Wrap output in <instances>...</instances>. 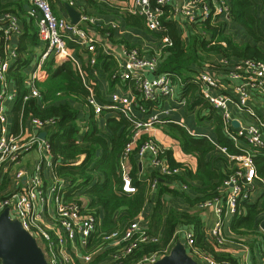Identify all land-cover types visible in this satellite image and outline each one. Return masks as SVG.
Returning a JSON list of instances; mask_svg holds the SVG:
<instances>
[{"label":"built area","instance_id":"1","mask_svg":"<svg viewBox=\"0 0 264 264\" xmlns=\"http://www.w3.org/2000/svg\"><path fill=\"white\" fill-rule=\"evenodd\" d=\"M127 10L144 18L149 30L159 33L165 30L163 18L167 12L174 19L178 20L180 17L185 19L183 27L186 24L203 22L225 27L228 20L231 21L233 12L229 0H134ZM27 15L37 21L39 37L47 43V48L40 55L36 69L31 74L23 76L26 89L23 101L41 97L37 84L48 77L45 68L48 59L72 60L82 74L89 91L87 103L95 114L100 116L105 109H109L132 123L130 140L119 159L122 192L135 194L138 191L131 175L134 153L140 169H143L144 161L149 158L151 167L160 175L179 174L182 169L171 168L162 156L169 147L156 140L154 131L159 125L166 123L182 125L181 121L172 119L171 115L177 109L173 103L178 106L186 105L184 98H179L178 94V88L182 89L186 81L176 73L160 70L161 53L145 57L136 48L127 51L119 64L120 68L113 72L112 77L130 82L132 86L126 94L112 92L109 101L103 104L98 99L96 82L90 80L74 50L67 46V42L72 41L86 48L90 53L89 62L95 66L98 61V39L79 23L73 24L70 20L56 15L50 0H29ZM86 20L91 19L82 15L81 21ZM20 31L18 14L13 12L0 14V171L8 165L20 164L23 155L33 149L40 152L41 160L45 164L53 165L47 136L42 139L39 133L51 126L54 120L29 117L37 130L31 135H26L23 130L10 132L6 123L7 105L16 101L19 95L11 72L16 68L18 59L12 40ZM201 34L206 38L205 30ZM162 42L164 46L173 45L168 35L162 37ZM222 44L226 45L225 42ZM219 66V70L200 71L194 81L199 86L201 96L222 112L225 130L239 149L238 153H230L227 147L216 143L218 149L229 160L231 164L229 168L232 171L221 185L224 195L206 199L197 205L200 210L211 209L222 216L224 213L238 214L241 202L252 198L257 182L264 187V176L258 173L255 162L257 152L264 149V117H260L251 104L253 93L264 95V62L252 59L232 61L224 57L220 60ZM223 75L229 81H236L233 84L234 94L222 91L225 87ZM233 108L246 113L252 121L241 124L233 116ZM234 120L239 122L238 127H234ZM41 169L42 165H37L32 172L25 168H17L14 171L19 186L10 190L0 202V214L6 208L9 209L11 219L18 220L37 240L47 264H89L97 254L103 253L106 249L110 250V258L106 264H126L143 243L159 241V236L150 233L148 217L142 212L132 219L118 222V225L110 230H103V223L96 207H92L89 200L65 198L68 185L65 178L54 174L53 186L48 194ZM158 181L157 178L148 179L150 193L157 190ZM180 183L181 190L189 188L187 183ZM179 232L185 239L188 254L200 264H253L247 256L240 263L219 260L196 244L194 230L191 227H182ZM93 239H98L100 244L90 250V242ZM209 239L218 246L226 244L222 219L210 230ZM174 245L175 243L169 244L165 249L146 253L129 264L155 263L170 254ZM261 250L264 264V244L261 245Z\"/></svg>","mask_w":264,"mask_h":264},{"label":"trees","instance_id":"2","mask_svg":"<svg viewBox=\"0 0 264 264\" xmlns=\"http://www.w3.org/2000/svg\"><path fill=\"white\" fill-rule=\"evenodd\" d=\"M23 1L0 0V14L13 12L19 15V11L23 7ZM229 1L233 11L231 20L243 25L256 39H262L263 37L258 35L260 33L256 29H261L259 11L264 13V0ZM163 25L165 30L162 34L168 35L172 39L173 45L167 48L165 52L167 56L161 63L160 70L183 76L186 83L182 90H185L188 94L193 93V95L201 97L199 86L194 81V78L204 65V54L207 52L216 51L223 53L224 55H221L224 57L228 56L227 58L229 59H231L229 56H234L239 58V60L252 59L264 62V48L259 45L248 43L242 46H234L231 40L226 39L227 47L217 44V42L209 46L210 42L201 33L197 32L191 34L189 41L186 42L176 21L165 19L163 20ZM215 27L212 26L210 29L220 32L219 30L224 28L221 26ZM38 35L39 29L36 31L35 40L36 38L38 39ZM67 46L69 49L78 52L79 55L87 52L86 48L72 41H68ZM98 57L97 66L104 58L102 55ZM218 67L220 66L218 65ZM45 68L48 72V77L45 81L37 84L41 97L32 98L26 102L23 101V95L26 92L23 85L24 77L18 68H14L11 72L19 92L14 108V122L18 124L20 119L25 120L29 117L54 120V123L44 131L47 132V141L51 148L55 167L54 171L59 177H63L68 181L65 198L68 200L79 199L81 195L89 197V203L92 207H96L97 213H101L100 208L103 209L104 224L102 229L110 230L116 227L118 222L137 216L148 200V180H142L138 174L139 168L135 153L132 155L133 167L131 175L138 191L135 194L122 192L119 159L123 154L125 145L130 140L132 123L123 116L119 118L109 116L106 121V127L103 128L100 125L95 111L87 103L89 91L74 61L65 60L58 62L56 59L50 58L45 62ZM82 69L88 74L89 78L94 71L90 62L88 65L82 63ZM91 81L93 82V80ZM97 87L95 85L98 91ZM85 106L90 109L89 117L87 122L82 123V108ZM214 119L218 125L217 130L220 133V144L227 147L230 153H238L231 140L222 134V128L225 125L221 114L215 113ZM167 127L169 134L179 141L183 151L197 157L198 168L196 172H193L187 164L176 161L171 150H167L162 154L171 168L182 170L175 175H160L158 171L153 170L148 178H157L159 180L160 189L157 203L150 217L149 228L150 233L153 235L159 236L160 234L159 241L143 243L127 260L126 264L137 260L146 253L165 249L170 244L180 225H192L196 244L217 259L235 261L229 253L217 252L213 242L205 236L202 217L198 212L177 210L175 208L170 209L167 213L162 211L161 197L166 193L174 196H183L187 201L192 202L193 205L197 202L198 205L201 201L219 196L218 188H220L224 179L228 177V173L232 171L228 165L223 172L215 166L214 160L224 159L226 163L229 160L207 138L193 136L185 127L175 123H169ZM212 152H215L217 157L212 158ZM255 162L258 171L264 175V149H260L257 152ZM186 177L202 183V186L198 188L203 193L202 196L192 200L184 191L169 186L165 181L169 179L188 183ZM162 179H164V182ZM6 183L7 180H4L0 189ZM7 194L8 192L0 193V202ZM247 208L248 214L243 217L242 224L252 230L256 227L257 219H260V214L264 211V201L260 208L257 204H247ZM99 244L100 241L98 239H93L90 242V250L95 249ZM101 254L103 253L97 254L89 264H98Z\"/></svg>","mask_w":264,"mask_h":264},{"label":"crops","instance_id":"3","mask_svg":"<svg viewBox=\"0 0 264 264\" xmlns=\"http://www.w3.org/2000/svg\"><path fill=\"white\" fill-rule=\"evenodd\" d=\"M50 1L54 13L59 17H64L70 20L69 11L67 8L68 4L80 10L82 12V15L88 16L91 20L94 19V21H80L79 24H83L81 27L86 29L88 32H90V34H93L98 39V56L102 55L104 57L100 61L99 66H97L99 62L98 57L97 64L93 66L94 71L91 73L90 76L91 80L95 81L96 85L98 86V91L96 90L98 94V99L103 104H106L109 101L112 92L117 91L126 94L132 86V83L130 82H124L121 79H114L112 77L113 72L120 68L119 64L125 58L127 51L132 48H136L139 50L140 54L145 57H152L156 53L160 52L161 63L167 56L165 52L170 46L163 45L162 37L164 35L162 33L153 32L149 30L144 18L130 13L127 10V8H129L133 4L134 0H106L104 2H99L97 0ZM28 7L29 0H24L23 7L19 11L21 31L20 33L14 35L12 40V46L14 49L17 50L18 53V59L16 61L17 64L15 69L18 68L23 76L31 74L36 69L40 55L47 48V43L43 41L39 37V35L38 39L36 38L37 42L35 40L38 25L35 19L28 17ZM259 16L261 17V29L256 30L258 33H260L258 35L263 37L262 39H256L254 35L249 32L248 29H246L243 25H241L235 20H228L225 27L223 26L224 28L219 30L220 32H216L215 29H210L212 28V26L208 22L193 25L186 24V26L183 27L182 23H184L186 20L181 17L178 20L174 19L168 14V12L164 16L163 20L166 19L176 21L182 33V37L185 38L186 42L189 41L191 34H194L196 32L201 33L203 32V30H205V32L207 33L205 39L210 42L209 46L214 45L217 42V44H221L224 47H227L228 43L226 39H229L231 40L234 46H242L250 43L252 45H259L264 48V13L259 11ZM211 41H214L215 43H211ZM222 42H225L226 45L222 44ZM74 54L81 62V65L82 63H85L87 65L89 64L90 54L88 52H85L83 54L81 53V55H79L78 52L74 50ZM221 54L223 53H219L216 51L205 53V61L203 62L204 65L202 66V68H200L199 71H202L204 69L219 70L218 65L220 63V60L224 58V56H222ZM229 57L231 58V60L233 59L232 61L239 60V58L234 56ZM57 61L60 62V60ZM223 80L225 83V87L222 88V91L226 94H234L233 84L236 83V81H229L224 77V75ZM178 92L179 98H184L186 105L178 106L176 103H173L174 105H176L177 109L172 112L171 118L182 122V125L178 123L175 124L183 126L188 131L193 132L194 135L190 132V134L193 136L207 138L215 146L216 143L220 144V133L217 130L218 125L214 119V116L215 113H218L221 114L223 118L222 112L213 107L211 104H209L208 101L205 100V98H203L202 96H195L193 95V93L188 94L187 92H185V90H182L181 88H178ZM16 102L17 100L14 102H10L7 105L8 111L6 123L8 125V131L18 132L20 130H23L26 135H31L35 133L37 130L33 127L29 118L25 120L20 119L19 123L15 124L14 108ZM11 104L12 110L11 112H9V105ZM251 104L254 106L257 114L260 117H264V95H261L257 92L253 93ZM89 110L90 109L88 108V106L82 108V123L87 122V119L89 117ZM102 113L103 114L101 116L96 117L103 128L106 127V121L109 116H116L119 118V116H117L115 112L109 109H105ZM232 113L233 116L236 117L243 125L248 124L252 121V119H250V117L246 113L241 112L236 108H233ZM198 120H201V122H198ZM234 121H236L239 126V122L237 120ZM167 124L169 123H166L161 126L159 125L154 131V137L157 141L169 147V150L172 151L173 158L176 161L187 164L193 172H196L198 168L197 157L183 151L179 141L169 134ZM238 126L234 125V127ZM222 129V134H224L227 138L231 140L234 147L239 152L238 147L235 145L231 137L227 134L225 126ZM242 143L245 144V142L243 141ZM211 156L212 158L217 157L215 152H212ZM51 160H53V157ZM214 164L222 172L225 171L227 165L229 167L231 166L229 161L228 163H226L224 159L214 160ZM37 165H42L41 175L44 182V186L47 189V193L49 194L50 188L53 186V176L54 174H56V172L54 171L55 167L54 164L52 166L45 164L41 160L40 152L35 149L25 153L20 161V164L13 166L8 165L5 167V169L0 171V186H3L2 183L4 182V180H7L6 185L4 184L5 186L0 189V193H7L10 190L19 186V183L15 180L14 177V171L17 168H25L28 171L32 172ZM137 165L139 168V172L140 170H142L141 174L138 173L140 178H142V180L144 181H147L153 171V168L150 165L149 158L144 161L143 169H140L139 163ZM258 173L262 175L259 171ZM101 179H103V177H101ZM162 181L164 182V179H162ZM165 181L167 182V184H169V186L176 187L180 191H184L192 200L196 197H200L203 195V193L198 190V188L202 186V183L198 180H193L190 177H186V181H188L187 184L189 185V188L187 190H181V183L179 181H171L169 179ZM23 184L24 183H22V185ZM159 189L160 187L158 185L157 190L154 191V193H150L149 186L147 183L148 200L144 205L143 209L140 211V213L142 212L148 217L147 224L149 228L150 217L157 203ZM218 190L219 195H224L221 186L220 188H218ZM80 198H87L88 200L90 199L85 195H81ZM263 201L264 187L260 182L256 183V190L254 191L252 198L247 201L241 202L240 211L236 215L224 213L222 216H220L217 215L216 212L211 209L206 211L200 210L197 207L198 202L193 205L192 202L187 201L186 198L183 196H174L169 193H166L161 197V203L163 207L162 211L164 213H167L172 208H175L177 210L198 212L202 217L205 236L208 238L210 230L217 224L218 221L222 219L224 234L227 238V241L224 246H218L213 243L217 252L229 253L232 258L235 259V261H233L235 263L242 262L247 256L249 261L253 264L263 263V253L261 250V245L264 244V229L262 228L261 224L264 221V211L260 214V219H257L256 227L252 230L243 226L242 221L243 217L247 216L248 214L247 204H257L260 208L263 204ZM100 212L101 213H98V215L102 223L104 224V213L102 208H100ZM186 226L191 227L194 230V227L192 225L178 226L175 232L176 234H174L170 244L175 243L176 245L178 241L184 239L182 233H180L179 230L182 227ZM100 256L101 259L99 260L98 264L108 263L110 258V250L106 249L105 252H103V254H101Z\"/></svg>","mask_w":264,"mask_h":264},{"label":"water","instance_id":"4","mask_svg":"<svg viewBox=\"0 0 264 264\" xmlns=\"http://www.w3.org/2000/svg\"><path fill=\"white\" fill-rule=\"evenodd\" d=\"M69 19L77 24L82 19V12L68 5ZM238 126L236 121H233ZM39 136L45 139L46 131ZM264 229V221L261 224ZM0 262L2 264H47L44 252L37 240L23 228L18 220L11 219L9 209L0 214ZM150 264H200L191 257L185 247V239H181L172 248L170 254Z\"/></svg>","mask_w":264,"mask_h":264},{"label":"rangeland","instance_id":"5","mask_svg":"<svg viewBox=\"0 0 264 264\" xmlns=\"http://www.w3.org/2000/svg\"><path fill=\"white\" fill-rule=\"evenodd\" d=\"M14 102V101H13ZM9 107H10V110H9V112H11V110H12V104L11 105H9ZM198 122H201V120H198ZM9 124H10V122H9ZM198 125H200V124H198ZM82 199H84L85 201H88V199L87 198H82Z\"/></svg>","mask_w":264,"mask_h":264}]
</instances>
